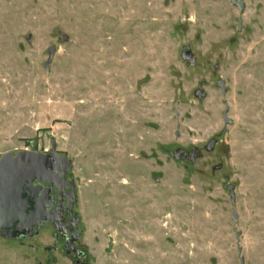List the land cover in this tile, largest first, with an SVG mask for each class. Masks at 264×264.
<instances>
[{"label": "rangeland", "instance_id": "374dc122", "mask_svg": "<svg viewBox=\"0 0 264 264\" xmlns=\"http://www.w3.org/2000/svg\"><path fill=\"white\" fill-rule=\"evenodd\" d=\"M242 2L0 0V157L53 141L76 223L0 235V264H264V0Z\"/></svg>", "mask_w": 264, "mask_h": 264}, {"label": "water", "instance_id": "95a60500", "mask_svg": "<svg viewBox=\"0 0 264 264\" xmlns=\"http://www.w3.org/2000/svg\"><path fill=\"white\" fill-rule=\"evenodd\" d=\"M238 8L243 7L242 0H231ZM227 108V106H225ZM225 125L231 120L223 113ZM54 142L48 155L36 152L18 151L15 155L8 152L0 157V235L16 237L25 235L31 228L35 215L26 213L28 201L23 197L24 186L33 179H47L46 169L51 167L50 155L58 157ZM63 160L68 163L66 156ZM68 168V167H67ZM232 188L231 185L228 186ZM233 197V192H231ZM38 224V223H36ZM76 223L74 222V225ZM76 236V234H75ZM80 254V252H78ZM240 264H243L240 261Z\"/></svg>", "mask_w": 264, "mask_h": 264}, {"label": "flooded vegetation", "instance_id": "af4514ba", "mask_svg": "<svg viewBox=\"0 0 264 264\" xmlns=\"http://www.w3.org/2000/svg\"><path fill=\"white\" fill-rule=\"evenodd\" d=\"M48 154L49 152L46 155ZM56 154L58 157L49 156L51 167L46 169V176L48 178L33 179L28 185L24 186L22 194H24L23 197L28 201V206L25 209L26 213L28 216H36L33 220L34 225L28 231L33 230V227L38 224L49 223L61 234H69L72 237L70 229L75 225L73 224L74 220L70 214V207L68 205V194L70 193L67 188L69 184L65 181V172L69 165L61 158L64 155H60L58 152ZM66 244L77 256L80 255L78 254L80 251L73 246V242L70 239L66 240Z\"/></svg>", "mask_w": 264, "mask_h": 264}]
</instances>
